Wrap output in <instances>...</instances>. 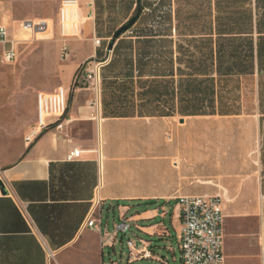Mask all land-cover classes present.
Masks as SVG:
<instances>
[{
	"label": "crops",
	"instance_id": "1",
	"mask_svg": "<svg viewBox=\"0 0 264 264\" xmlns=\"http://www.w3.org/2000/svg\"><path fill=\"white\" fill-rule=\"evenodd\" d=\"M76 1L80 25L68 43L75 58L87 52L64 66L62 127L49 119L26 142L30 125L19 154L0 156V264H50L93 237L83 226L97 199L121 221L135 207L125 221L147 237L177 238V199L187 195L220 196L224 264H264V0ZM7 6L0 0V13ZM133 16L101 68L96 107L90 87L72 86L75 71L102 58ZM93 37L103 44L94 48ZM23 92L34 125L37 92ZM138 147L153 153L121 156ZM73 149L81 154L69 160ZM150 170L156 181L140 185L136 175ZM167 215L168 227L154 222Z\"/></svg>",
	"mask_w": 264,
	"mask_h": 264
},
{
	"label": "rangeland",
	"instance_id": "2",
	"mask_svg": "<svg viewBox=\"0 0 264 264\" xmlns=\"http://www.w3.org/2000/svg\"><path fill=\"white\" fill-rule=\"evenodd\" d=\"M28 0H5L9 6L0 13V21L9 27L10 34L16 39H21L16 61H6L3 58V47L0 45V156L3 161L11 160L20 152L21 143L25 132L33 126L34 115L30 111L23 90L31 87L37 90L51 93L56 87L61 86L64 66L72 64L87 52L85 46L74 50L76 58L70 51L68 38H64V32L59 25V9L49 0H33L29 7ZM15 5L16 12L10 10ZM48 19L49 29L44 33L33 34L22 28L21 22L26 20ZM70 26V24H69ZM71 27V26H70ZM70 35L71 28H69ZM67 40V56H61L64 41ZM93 42V41H92ZM104 42V40H103ZM103 44V43H102ZM82 66V64L80 65ZM31 126V127H32ZM158 140L165 141L162 137ZM157 152V151H154ZM151 149L141 147L134 150H121V156H147L150 157ZM158 154V152H157ZM142 186H150L156 181L153 171L136 175ZM138 184H135L137 186ZM124 204L132 205L124 202ZM101 213L102 229L112 232L117 224H120L119 213L106 204ZM128 216L135 213V207L127 212ZM125 215V220L127 219ZM155 223L160 222L169 226V216L158 217ZM130 230L127 233L119 232L113 246L102 247L100 238L91 230L93 237L83 236L78 243L67 250L57 251L50 256V264H180V250L177 238L172 234L166 236H145L132 222H128ZM139 238L148 241L152 258H140L141 249L144 248ZM130 239L135 244L138 252L130 256L126 241ZM82 245L88 246L84 247ZM163 259L165 262L159 260ZM103 262V263H102Z\"/></svg>",
	"mask_w": 264,
	"mask_h": 264
},
{
	"label": "built area",
	"instance_id": "3",
	"mask_svg": "<svg viewBox=\"0 0 264 264\" xmlns=\"http://www.w3.org/2000/svg\"><path fill=\"white\" fill-rule=\"evenodd\" d=\"M59 9V25L64 32V38L70 35H76L79 29L77 20L76 0H62L58 6ZM70 24V26H69ZM23 29L33 34L43 33L47 30L48 25L44 21L26 20L21 22ZM94 48L102 45L103 40L93 37ZM21 40V39H19ZM14 37H10L6 26L0 24V44L4 46L3 58L12 62L16 58V46L19 41ZM67 40L64 41L61 49V56L64 58L67 55ZM104 56L99 60L92 62L90 67L82 65L78 69V73L73 78V87H90L93 93L92 105L98 107L100 105L101 93V68L108 64L111 59V50L108 49V43L104 46ZM68 89L61 86L57 87L53 92L47 93L38 91L35 96L36 117L35 124L29 129L25 135V141H34L38 134L47 129L50 125L49 119L56 118L57 127H62L64 116L68 108ZM81 151L73 149L68 156V159L77 158ZM177 205L180 211V232L177 240L180 250V264H224L222 254V235H223V214L221 210V198L219 195H187L177 199ZM102 200L97 199L93 208L90 211L83 228L97 232L100 237V245L102 247L113 246L116 236L121 231L127 233L131 228L125 220L117 224L112 232L102 229ZM139 241L145 246L141 250L140 258H152L148 248L150 244H145L139 238ZM130 256L137 255L135 244L132 240L126 241ZM51 257L53 255H50ZM159 260L165 262L163 259ZM166 264V262H165Z\"/></svg>",
	"mask_w": 264,
	"mask_h": 264
},
{
	"label": "water",
	"instance_id": "4",
	"mask_svg": "<svg viewBox=\"0 0 264 264\" xmlns=\"http://www.w3.org/2000/svg\"><path fill=\"white\" fill-rule=\"evenodd\" d=\"M135 19H136V16H133L132 18H130V20L125 25H123L117 31H115L112 40L108 44V49L112 48L114 40H115L114 38L118 37L122 32H124L128 28H130V26L134 23ZM0 189H1L2 192H6L5 188H4V185H2L1 181H0Z\"/></svg>",
	"mask_w": 264,
	"mask_h": 264
},
{
	"label": "trees",
	"instance_id": "5",
	"mask_svg": "<svg viewBox=\"0 0 264 264\" xmlns=\"http://www.w3.org/2000/svg\"><path fill=\"white\" fill-rule=\"evenodd\" d=\"M79 69V68H78ZM78 69L75 71L76 73H75V75H74V77L76 76V74L78 73ZM73 77V78H74ZM72 86H73V84H72ZM69 99H70V95H69ZM68 109V108H67Z\"/></svg>",
	"mask_w": 264,
	"mask_h": 264
}]
</instances>
